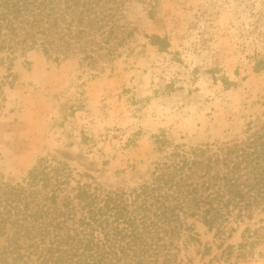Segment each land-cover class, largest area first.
I'll use <instances>...</instances> for the list:
<instances>
[{
	"label": "rangeland",
	"instance_id": "374dc122",
	"mask_svg": "<svg viewBox=\"0 0 264 264\" xmlns=\"http://www.w3.org/2000/svg\"><path fill=\"white\" fill-rule=\"evenodd\" d=\"M120 22L124 42L99 68L79 54L16 55L0 93V180L21 182L47 157L76 178L133 186L162 159L157 138L166 151L234 142L264 119V0H126ZM261 217L229 236L194 220L188 264H264V241L239 246Z\"/></svg>",
	"mask_w": 264,
	"mask_h": 264
},
{
	"label": "trees",
	"instance_id": "16d2710c",
	"mask_svg": "<svg viewBox=\"0 0 264 264\" xmlns=\"http://www.w3.org/2000/svg\"><path fill=\"white\" fill-rule=\"evenodd\" d=\"M125 1L0 0V93L18 53L54 61L79 54L93 68L113 59L124 42ZM153 44L169 47L160 36ZM245 134L169 151L157 138L165 153L133 186L76 178L66 162L39 158L21 182L0 180V264L191 263L185 252L200 243L194 220L229 236L234 224L264 213V119ZM258 222L243 229L239 246L264 241Z\"/></svg>",
	"mask_w": 264,
	"mask_h": 264
}]
</instances>
